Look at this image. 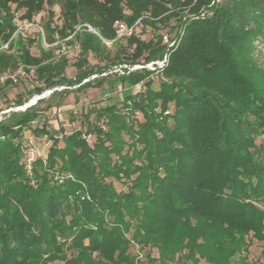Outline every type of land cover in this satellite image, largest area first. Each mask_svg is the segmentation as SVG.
<instances>
[{
	"label": "trees",
	"instance_id": "1",
	"mask_svg": "<svg viewBox=\"0 0 264 264\" xmlns=\"http://www.w3.org/2000/svg\"><path fill=\"white\" fill-rule=\"evenodd\" d=\"M44 9L38 40L48 46L34 55L15 11L32 22ZM116 21L134 25L132 34L113 40ZM138 26L167 29L144 40ZM164 36H176L168 49ZM102 39L125 44L110 48ZM75 42L76 74L68 77L66 54L54 51ZM259 44L264 0H0V75L20 69L16 82L33 76L30 93L51 91L0 118V264H137L131 241L156 247L160 264L175 254L182 264H247L251 239L262 243L264 258V146L255 143L264 134ZM166 53V65L155 70L157 88L147 67L118 75L113 85L141 83L143 90L118 93L120 106L82 110L84 129L52 131L45 122L31 128L51 107L37 103L73 86H100L113 66L144 65ZM16 82L6 79L0 90ZM23 102L19 96L15 105ZM25 129L51 139L31 177L21 161Z\"/></svg>",
	"mask_w": 264,
	"mask_h": 264
},
{
	"label": "rangeland",
	"instance_id": "2",
	"mask_svg": "<svg viewBox=\"0 0 264 264\" xmlns=\"http://www.w3.org/2000/svg\"><path fill=\"white\" fill-rule=\"evenodd\" d=\"M214 1L217 2L219 0H214ZM13 7L14 6L12 5V8ZM53 8L55 10L54 21L59 22L57 19L58 7L54 6ZM22 12H23L22 10L15 11L16 24L22 25L24 20H21L19 18ZM45 16H46V9H44L34 17L33 21L31 22L32 23L31 25L23 26L24 29L19 31V34L23 37L26 43H28L27 41L28 39L33 40V42H31L30 44L28 43V47L30 52L34 55H37L39 53L40 44L41 46L46 48V45L43 43V41L38 40L39 34L42 33V29H43L42 22ZM140 29L141 32L138 34L142 39L147 40L149 38H152L156 32H165L167 27L166 28L162 27L159 30L155 31L150 26H144L143 28L138 26V30ZM175 37L176 36H174L172 40L173 39L176 40ZM124 44L125 41L120 40L115 45H110L111 46L110 48H118V47L121 48L122 45ZM55 48H56L54 51L55 54H57V52L59 51H62L66 54V57L68 59V66L66 67L65 70L66 75L68 77L75 76L76 68L74 67L73 62L76 60L77 53L79 50L77 47V42L72 44L62 43ZM257 48L258 49H257V53L255 54V57L257 58L258 63L264 67V44L262 45L259 44ZM112 53H114V51H112ZM163 57L164 55L161 58L154 60V62L160 61L161 59H163ZM89 62L91 64H95L96 57L90 54ZM150 70L153 71V73L150 74L153 80L152 87L157 88L159 74L156 73L155 71L156 68ZM129 71L132 70H124V68H121V70L116 71L113 68H111L110 70L102 74V75H106L108 73L106 75L107 76L106 78L108 79L104 81L100 86H93L84 89H75L74 88L75 86H73L72 87L73 89L67 94L64 93L57 94L53 98H49L46 101H43L39 104L37 103L38 108L40 109L45 108L48 104L51 105V107L49 109H44L41 112V116L38 117L37 120L31 123V128L33 126H40L42 123L45 122V124L48 125V128L52 131L59 130V128H62L64 132L68 133L74 129H79V128L84 129L86 122L81 121L83 118L81 115L82 110H88L91 107H98L111 102H115L118 106H120L122 102L119 101L120 97L119 98L117 97L118 93H123L128 90L129 91L132 90V93H135L136 91L143 90V85L141 83H138L136 86L132 88H127L128 86L125 83H121V82L114 85L111 83V81L112 82L115 81V78L118 75L128 73ZM96 77H98V75L94 74L90 76V79ZM33 84H35V82L33 81V76L31 74L28 75L22 74L16 83L5 86L2 88V90H0V118L3 112L11 108L14 110H20L23 108V106L31 104L35 98L48 97L49 90H45L39 95H37L34 92L30 93L29 89L32 87ZM57 89L60 90V88ZM19 96L24 102L20 106H17L15 104ZM94 115H95L94 113L90 114L89 116L90 121L95 120ZM135 117L137 118V120H139V122L143 121L140 112L138 111L135 112ZM169 122H171V120H169ZM35 135L33 134V131L31 129H25L22 133L20 141L22 143L26 142L27 138L29 136H32L35 142L34 147L37 148L40 154L43 156V158H45L48 147L51 144V139L45 134L36 135V136ZM124 137L126 138V136ZM255 143L257 145L262 144L264 146V134L258 135L255 138ZM25 152L22 151V157H21L22 162L23 159L25 158ZM108 180H111L113 187L117 191L126 190V185L124 183L114 179H108ZM127 236H129V233L127 234ZM128 251L136 257L137 264H160V260L157 259L158 256L157 248L152 246L151 244L149 245V244L131 241ZM177 257L178 254H175L171 259L165 261L163 264H182L180 260H177ZM247 260H248L247 264H260L264 260L262 254V243L260 241L251 239V244L247 252ZM50 264H64V260H55ZM186 264H193V263L191 261H187ZM199 264H209V263L205 262L204 260H200Z\"/></svg>",
	"mask_w": 264,
	"mask_h": 264
},
{
	"label": "built area",
	"instance_id": "3",
	"mask_svg": "<svg viewBox=\"0 0 264 264\" xmlns=\"http://www.w3.org/2000/svg\"><path fill=\"white\" fill-rule=\"evenodd\" d=\"M31 24H32L31 22H23L22 25L21 24L18 25L17 31L23 30L24 29L23 26H28V25H31ZM85 26L87 27V29L89 31L97 34L96 30L94 28H92L90 25L85 24ZM115 30H116V36H115V38L113 40L121 39L123 37L129 36L130 34H132V32L134 30V25L128 26V25H126L122 21H116L115 22ZM113 40H105V39H102V41L107 46L111 45V43H112ZM164 41L168 43V47L167 48H170L171 46L174 45V43H175L176 40H174V39L173 40H169L167 36H164ZM44 44L46 46H48V44H46L45 42H44ZM6 46H7V44H4L2 46V48H5ZM77 47L79 48L78 44H77ZM167 56H168V54L166 53L164 55L163 59H161L160 61H158V62L151 61L149 63H146L145 65L149 69H155V68L162 69L166 65V63H167ZM122 67H128V66H126L125 64H123L122 66L121 65H119L117 67L114 66L113 69L117 71V70H121ZM140 67H143V66L142 65H133V66L128 67V69L129 70H133L135 68H140ZM19 73H20V69L17 70V71H15V72H12V73L1 74L0 75V83L4 82L6 79H11L12 81L16 82ZM5 112H3V113H5ZM85 138H86V140L90 139V134L86 135ZM34 146H35V142H34V139L32 138V136H29L27 138L26 142H23L22 145H21L22 151L23 152L26 151L25 152V158L23 159L24 160L23 162H24V167H25L26 174L28 176H30V177L32 176V164H33V160L35 158H37V157L43 158V156L40 154V152L38 151V149L35 148ZM66 176L71 177L70 174H68ZM58 178L61 179L60 176Z\"/></svg>",
	"mask_w": 264,
	"mask_h": 264
},
{
	"label": "water",
	"instance_id": "4",
	"mask_svg": "<svg viewBox=\"0 0 264 264\" xmlns=\"http://www.w3.org/2000/svg\"><path fill=\"white\" fill-rule=\"evenodd\" d=\"M167 49H168V48H167ZM142 66L147 67L145 64L142 65ZM59 88H63V87H59ZM50 92H51V91H49L48 93H50ZM39 98H40V97H39ZM37 99H38V98H35L34 101H33L31 104L35 103ZM31 104H28V105L23 106L22 109H24L25 107H27V106H29V105H31ZM22 109H20V110H22ZM10 110H14V109L11 108V109L7 110L6 112H8V111H10Z\"/></svg>",
	"mask_w": 264,
	"mask_h": 264
}]
</instances>
